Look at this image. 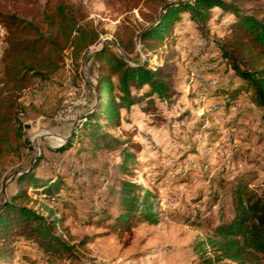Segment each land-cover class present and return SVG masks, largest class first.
Listing matches in <instances>:
<instances>
[{"label": "rangeland", "instance_id": "rangeland-1", "mask_svg": "<svg viewBox=\"0 0 264 264\" xmlns=\"http://www.w3.org/2000/svg\"><path fill=\"white\" fill-rule=\"evenodd\" d=\"M69 1L105 33L79 61L67 51L65 64L51 83H35L24 92L27 106L20 118L30 148L0 163V200L26 184L15 179L40 158L34 172L39 180L28 191L34 198L30 205L45 213L41 203L54 207L62 219L56 233L72 250L48 260L38 244L22 239L9 264H207L209 259L210 264H239L218 260L208 241L213 229L231 218L237 186L264 189V112L218 49L233 15L215 8L208 28L202 30L183 12L173 27L171 56L149 57L154 67L171 63L175 68L177 81L169 97L149 96V85L133 88L141 101L120 110V127L93 116L85 134L84 123L97 105L94 52L107 46L125 56L115 36L118 25L126 16L145 28L149 23L138 10L121 14L105 0ZM4 33L0 28V57ZM135 42L141 51L140 41ZM69 108V113L60 114ZM130 142L141 150L126 170L122 164ZM124 180L156 196L155 220L139 216L122 228L118 217L124 210ZM50 181L59 186L58 200L37 193L43 189L39 184ZM256 259L264 263V254Z\"/></svg>", "mask_w": 264, "mask_h": 264}, {"label": "trees", "instance_id": "trees-1", "mask_svg": "<svg viewBox=\"0 0 264 264\" xmlns=\"http://www.w3.org/2000/svg\"><path fill=\"white\" fill-rule=\"evenodd\" d=\"M105 2L121 14L138 10L149 26L145 28L140 21L135 24L126 16L115 31L125 56L112 52L107 46L94 52L97 105L84 123L85 134L89 133L86 128L93 116L106 118L114 128L120 127V110L123 107L129 109L141 101L132 93L133 88L149 85L152 88L149 96L169 97L177 81L175 68L171 63L154 67L149 62L150 54L171 56L172 53L168 52L174 36L173 27L182 19L183 12L190 14L201 29L206 30L215 8L234 18L228 33L218 42V49L236 74L247 82L248 88L254 92L255 102L264 112V0ZM0 28L5 31L0 57L1 163L20 155L26 147L30 148L24 139L20 118L21 111L27 106L22 101L24 92L35 83L41 86L51 83L53 76L63 68L67 51L79 61L92 45L98 43L105 30L69 0H0ZM135 39L140 41L141 51L137 49ZM130 61H135V64ZM78 129L74 130L75 136ZM95 132L90 134L94 136ZM103 136L110 135L103 133ZM110 137L113 142L119 141L115 136ZM139 150L138 143H129L125 148L123 168L127 170V164L137 159ZM40 160L38 158L30 171L15 179L18 184L23 181L26 184L11 192L8 199L0 200V264H9L16 254L17 242L22 239L38 244L43 257L48 260L60 259L63 252L72 250L68 242L56 233L57 223L62 219L57 217L54 207L41 203L45 213L30 205L34 198L28 191L30 185L39 180L34 172ZM38 186L43 189L37 193L49 200H58L60 189L55 182ZM121 198L124 210L118 218L123 229L130 227L139 216L155 220L157 213L152 210L156 196L149 189L124 180ZM212 232L208 241L218 260L264 264L256 259L258 254H264V189L237 186L232 199L231 218L217 225ZM206 263H212L211 259Z\"/></svg>", "mask_w": 264, "mask_h": 264}, {"label": "built area", "instance_id": "built-area-1", "mask_svg": "<svg viewBox=\"0 0 264 264\" xmlns=\"http://www.w3.org/2000/svg\"><path fill=\"white\" fill-rule=\"evenodd\" d=\"M213 83H216V81H213ZM69 111H70V108L69 109H64V110H62L61 112H60V114H65V113H69Z\"/></svg>", "mask_w": 264, "mask_h": 264}, {"label": "bare ground", "instance_id": "bare-ground-1", "mask_svg": "<svg viewBox=\"0 0 264 264\" xmlns=\"http://www.w3.org/2000/svg\"><path fill=\"white\" fill-rule=\"evenodd\" d=\"M53 138L56 139V140H61L62 139V138L60 139V138H57V137H53Z\"/></svg>", "mask_w": 264, "mask_h": 264}, {"label": "water", "instance_id": "water-1", "mask_svg": "<svg viewBox=\"0 0 264 264\" xmlns=\"http://www.w3.org/2000/svg\"><path fill=\"white\" fill-rule=\"evenodd\" d=\"M141 47V46H140Z\"/></svg>", "mask_w": 264, "mask_h": 264}]
</instances>
